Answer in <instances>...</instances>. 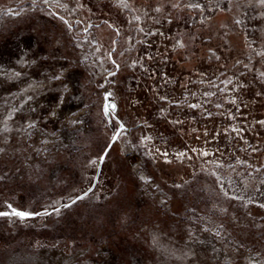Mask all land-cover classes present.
Here are the masks:
<instances>
[{"label":"rangeland","instance_id":"374dc122","mask_svg":"<svg viewBox=\"0 0 264 264\" xmlns=\"http://www.w3.org/2000/svg\"><path fill=\"white\" fill-rule=\"evenodd\" d=\"M261 122V0H0V264H264Z\"/></svg>","mask_w":264,"mask_h":264},{"label":"snow or ice","instance_id":"6c2138e0","mask_svg":"<svg viewBox=\"0 0 264 264\" xmlns=\"http://www.w3.org/2000/svg\"><path fill=\"white\" fill-rule=\"evenodd\" d=\"M261 3H264V0H261ZM105 99H107V96L105 97ZM110 108L114 110L115 109V105L114 104H111V105L105 104L104 111H105V114L106 115L108 114ZM261 123H264V122H261ZM120 128L123 129V125H120ZM119 135H120V133L117 132L116 135L113 136V141H115L119 137ZM81 198L82 197H78V199H81ZM74 202L75 201H73V203ZM67 206L68 205H66V207ZM8 207L11 208V205H9ZM261 207H264V205H261ZM57 211H59V209H57ZM10 214L11 215H14L16 217H20L22 219L33 215L32 213H28V212H24V211H18V210L14 209V208H12L11 213H8V212H0V216H8ZM43 214H47V213H36V215H43Z\"/></svg>","mask_w":264,"mask_h":264}]
</instances>
